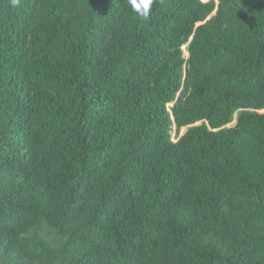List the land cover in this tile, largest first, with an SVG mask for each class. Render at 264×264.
I'll return each mask as SVG.
<instances>
[{"label":"trees","instance_id":"16d2710c","mask_svg":"<svg viewBox=\"0 0 264 264\" xmlns=\"http://www.w3.org/2000/svg\"><path fill=\"white\" fill-rule=\"evenodd\" d=\"M263 111L264 0H0V264H264Z\"/></svg>","mask_w":264,"mask_h":264},{"label":"clouds","instance_id":"9594fccd","mask_svg":"<svg viewBox=\"0 0 264 264\" xmlns=\"http://www.w3.org/2000/svg\"><path fill=\"white\" fill-rule=\"evenodd\" d=\"M127 2L138 15L144 18L148 17L152 0H127ZM11 3L13 7H16L20 3V0H11Z\"/></svg>","mask_w":264,"mask_h":264},{"label":"rangeland","instance_id":"374dc122","mask_svg":"<svg viewBox=\"0 0 264 264\" xmlns=\"http://www.w3.org/2000/svg\"><path fill=\"white\" fill-rule=\"evenodd\" d=\"M188 56V54L186 55V57ZM263 113H264V111H263ZM235 124V123H234ZM233 124V125H234ZM230 126V125H229ZM186 131H187V128H184L182 131H181V133H180V135L182 136V135H184L185 133H186ZM176 134H177V132H176V129L174 130V133H173V139L176 141V138H175V136H176Z\"/></svg>","mask_w":264,"mask_h":264},{"label":"bare ground","instance_id":"6f19581e","mask_svg":"<svg viewBox=\"0 0 264 264\" xmlns=\"http://www.w3.org/2000/svg\"><path fill=\"white\" fill-rule=\"evenodd\" d=\"M188 52L185 51V55H187Z\"/></svg>","mask_w":264,"mask_h":264}]
</instances>
